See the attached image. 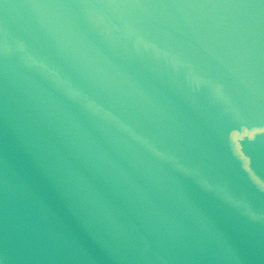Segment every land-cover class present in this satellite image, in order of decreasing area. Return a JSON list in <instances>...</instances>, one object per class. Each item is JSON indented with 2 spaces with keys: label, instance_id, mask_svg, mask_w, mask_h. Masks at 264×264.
<instances>
[{
  "label": "water",
  "instance_id": "obj_1",
  "mask_svg": "<svg viewBox=\"0 0 264 264\" xmlns=\"http://www.w3.org/2000/svg\"><path fill=\"white\" fill-rule=\"evenodd\" d=\"M0 264H264V0H0Z\"/></svg>",
  "mask_w": 264,
  "mask_h": 264
},
{
  "label": "clouds",
  "instance_id": "obj_2",
  "mask_svg": "<svg viewBox=\"0 0 264 264\" xmlns=\"http://www.w3.org/2000/svg\"><path fill=\"white\" fill-rule=\"evenodd\" d=\"M78 95V93H76ZM91 107H93L94 109H96L97 111H102L101 109H99V106H96L94 104L90 105Z\"/></svg>",
  "mask_w": 264,
  "mask_h": 264
}]
</instances>
